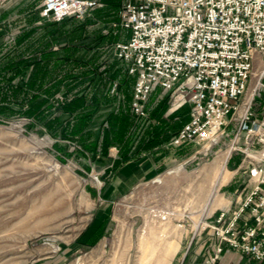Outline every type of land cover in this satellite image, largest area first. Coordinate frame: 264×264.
Returning <instances> with one entry per match:
<instances>
[{"label": "rangeland", "instance_id": "1", "mask_svg": "<svg viewBox=\"0 0 264 264\" xmlns=\"http://www.w3.org/2000/svg\"><path fill=\"white\" fill-rule=\"evenodd\" d=\"M102 1V7L82 19H64L55 27L60 32L57 42L65 45L76 61L60 67L55 83L44 84L46 89L39 94L45 104L37 117L20 114L19 104L0 102V264H156L151 256L156 250L148 249L139 233L149 231L156 239L161 231L157 214L162 213L169 216L172 225L182 227L183 231L175 236V255L168 264L179 262L196 225L199 231H211L221 248L224 243L214 231L217 219L221 212L235 208L249 181L248 168L254 154L244 152L246 131L240 130L237 122L225 128L216 144L176 148L169 144L170 138L179 120L187 117L188 109L172 111L170 93L159 89L151 92L147 119H138L130 112L133 79L126 78V67L114 54L116 43L125 40L127 33L119 25L115 8L108 5L112 0ZM15 3L14 7L0 6L6 12V18L0 19V55L9 50L25 55L27 47L31 50L41 40L42 44L55 41L46 36L51 26H44L53 21L40 17V0ZM22 32L28 33L26 40L10 49L12 40ZM57 42L49 45L52 51L60 50ZM256 80L257 76L252 75L246 97ZM261 82L264 85V80ZM74 97L83 99V109L94 108L86 125L75 135L62 133H70L76 114L82 111L78 109L60 124L48 127L58 115L60 103ZM253 99L259 119L264 89L258 88ZM112 118L116 126L111 125ZM122 123V139L115 141L112 129ZM105 136L110 144L102 152ZM250 140L249 149H264L255 142L254 135ZM226 151L220 179L213 186L205 169ZM153 152L158 154L154 158L158 168L147 178L124 194L111 196L107 192L109 168ZM199 174L200 181L196 177ZM224 175L227 178L222 180ZM213 187L222 200L215 209L208 198ZM58 199L60 206H67L65 213L55 214ZM94 226L102 237L78 247L80 235Z\"/></svg>", "mask_w": 264, "mask_h": 264}, {"label": "built area", "instance_id": "2", "mask_svg": "<svg viewBox=\"0 0 264 264\" xmlns=\"http://www.w3.org/2000/svg\"><path fill=\"white\" fill-rule=\"evenodd\" d=\"M112 1L127 33L114 54L133 79L130 112L136 118L147 119L148 97L159 89L170 93L172 111L188 109L170 138L172 147L216 144L235 122L246 131L244 152L254 154L249 181L235 208L220 213L214 231L220 243L264 264V149H249L253 135L264 147V106L259 119L252 106L257 89H264V0ZM102 2L40 0L39 15L53 22L82 19ZM254 74L256 84L246 97ZM220 251L218 246L207 264Z\"/></svg>", "mask_w": 264, "mask_h": 264}, {"label": "trees", "instance_id": "3", "mask_svg": "<svg viewBox=\"0 0 264 264\" xmlns=\"http://www.w3.org/2000/svg\"><path fill=\"white\" fill-rule=\"evenodd\" d=\"M108 5L110 8H116L117 6L115 1H109ZM0 13H2V15H0V19L6 18V12L4 10H0ZM70 18L73 17H68L66 19ZM65 20L61 22H51L49 24L47 23L44 26L46 28L47 26L49 27V25L51 26V30L46 32V36L48 37L50 35L52 40L55 41H47L42 44L41 40L40 44L37 43L33 48H31V50H29V47H27L28 54L25 55H19L16 53L12 54L10 50L7 53L0 55V102H9L11 103V105H14L15 103L19 104L18 106H21L22 108L20 114L27 117L35 118L39 113H41V107H43L45 101L44 99H40L39 92H42L46 89L44 84L47 81L55 83L57 80H59V76L57 74L58 72H60V67H62L63 65L64 67L70 65L73 60H75L71 58L68 51L69 49L56 40V36L60 32H57L55 27L60 25L61 23H64ZM27 34L28 33L26 32H22L21 35L14 38L12 40V46L10 45V49H14L16 45L20 44L21 41H24V38L26 40ZM64 35H67V33H64ZM52 42H57L60 49L59 51H52L49 48V45H51ZM125 70L127 71V69L123 70L124 75L127 74ZM63 73L67 75V72ZM127 76L130 78L128 74L126 75V78H128ZM129 100L130 98L127 97L126 101L128 102ZM83 103L84 102L81 97H74L73 99L68 100L65 99L64 102L60 103V111H58V115L54 117L53 121L50 122L48 127H53L54 125L60 124L62 121L73 115L74 112H77L79 109V111H82L79 114H76L75 123L69 127L70 133H68L66 130L62 131V133L67 134V136L75 135V133L78 132L81 127H84L86 125L88 120L91 119L93 115L92 110L94 108L83 109ZM185 116L183 120H179L177 125L181 126L182 123L186 121L187 117ZM114 120L115 118H112L111 125L116 126ZM122 121L125 123L127 122L126 120ZM123 124L124 123H122V125L119 126L116 130L114 129L115 127H113L112 129L113 131H115V134L112 136L113 138H115V141H120L122 139L123 129L125 128L123 127ZM179 126H177L175 132L179 129ZM107 140L108 137L105 136L104 141L106 143L103 147L102 152H105L106 146H109L110 144ZM96 146L97 145L95 143L94 147Z\"/></svg>", "mask_w": 264, "mask_h": 264}, {"label": "crops", "instance_id": "4", "mask_svg": "<svg viewBox=\"0 0 264 264\" xmlns=\"http://www.w3.org/2000/svg\"><path fill=\"white\" fill-rule=\"evenodd\" d=\"M17 1L20 0H7L2 7L5 5L7 7H14L12 4L16 2L15 5H17ZM157 155L158 154L153 152L141 159L135 156L125 161L123 164H120L117 168H109L107 172L110 174V177L109 180L105 181L107 182V184L105 183V186L107 185V192H111V196H115L116 193L124 194L136 183L147 178L152 171L158 168L157 160H154ZM200 171L201 169H198V172ZM196 177H198L199 181L201 180L200 174ZM98 216L99 215H97V217ZM99 219L100 218L95 220L96 223H94L96 225L99 223ZM95 226L92 230L86 231L80 235L77 241L78 247L90 245L92 242L102 237L103 234H101L100 231H96ZM199 227L200 226L196 225V230L188 236L184 250L179 258L182 264H206L211 256L215 254L218 244L217 239L211 231H199ZM174 255L175 254H173V256ZM170 260H172V258ZM214 264L262 263L252 261L223 244Z\"/></svg>", "mask_w": 264, "mask_h": 264}, {"label": "bare ground", "instance_id": "5", "mask_svg": "<svg viewBox=\"0 0 264 264\" xmlns=\"http://www.w3.org/2000/svg\"><path fill=\"white\" fill-rule=\"evenodd\" d=\"M228 156V151L223 152L219 155H217L212 162L210 163V165L208 167H206L205 169V176L207 177H211L212 178V184L213 186L216 185V182L218 179H220L219 177L221 176V172H222V168H223V164L226 160ZM171 170H169L168 172H170ZM222 180H225L227 178V176H222L221 177ZM156 182H160L159 177L155 178ZM166 184V183H165ZM215 190L214 187L212 188V191H210V196L208 197L210 200V206H212V209H215L216 207L221 205V198L214 194ZM208 204V203H207ZM206 206V205H205ZM206 208V207H205ZM67 206L66 205H62L60 206V202L59 199L55 201V207H54V212L55 214H62L65 213V211H67ZM155 216V215H154ZM158 218H159V226H157V228L159 227V229H161V231H158L157 233V237L156 239H154V235L149 233V231H140L139 236H140V241H143L144 239H146L145 245L146 247L149 248L150 250H156L155 252L157 253H153L151 254V256L153 257V261L156 262V264H168L170 261V258L173 256L174 254V250H175V245H173L174 241H175V236L178 237V235L180 234L182 230L181 226H174L171 224L170 222V218L167 214L162 213V214H157ZM157 222V223H159ZM172 227V229L170 228ZM144 229V228H143ZM54 250V248H53ZM52 250V251H53ZM99 251V248H98ZM151 258V257H150Z\"/></svg>", "mask_w": 264, "mask_h": 264}]
</instances>
